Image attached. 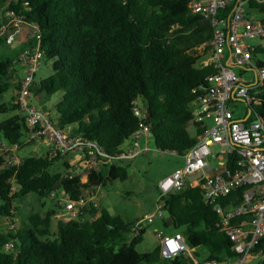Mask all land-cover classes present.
Returning <instances> with one entry per match:
<instances>
[{
  "label": "trees",
  "instance_id": "16d2710c",
  "mask_svg": "<svg viewBox=\"0 0 264 264\" xmlns=\"http://www.w3.org/2000/svg\"><path fill=\"white\" fill-rule=\"evenodd\" d=\"M0 6L13 11L24 24L36 26L43 62L52 73L41 80L35 92L51 97L61 93L56 104L57 126L98 142L110 158L138 129L135 102L150 109L151 137L156 148L183 155L197 138L188 132L194 123L192 104L206 87V78L216 73L212 65L198 67V46L212 39L210 22L193 13L189 0H0ZM232 7L224 12L228 15ZM264 16V3L248 2V11ZM259 65L264 46L253 51ZM10 59L0 62V97L14 85L7 80L17 73ZM36 85H34L35 87ZM34 92V91H33ZM264 116V102L257 107ZM21 112L13 102L0 105V115ZM28 129L23 115L14 114L0 123V139L19 143ZM203 128H198L197 135ZM27 156L19 167H5L0 156V218L14 219V202L30 194L41 198L61 189L72 200L87 190L125 181L128 171L116 162L101 161L99 170H87L68 178L66 172H53V163L63 158ZM67 171L72 166L65 163ZM234 172V161L227 165ZM15 178L17 191L10 196ZM248 186L217 199L223 207L237 206ZM174 233H182L200 260L229 261L235 256L228 237L217 226L220 217L213 205L204 201L200 187L186 186L160 198ZM56 212L29 217V225L0 231V264H188L179 255L164 259L157 246L141 253L145 229L133 236L135 223H127L109 211L91 209L86 219L58 222ZM88 217V218H87ZM164 227L170 226L166 220ZM13 248L6 250L7 244ZM197 249H202L203 254ZM252 255L264 264V238Z\"/></svg>",
  "mask_w": 264,
  "mask_h": 264
},
{
  "label": "built area",
  "instance_id": "2783aa9c",
  "mask_svg": "<svg viewBox=\"0 0 264 264\" xmlns=\"http://www.w3.org/2000/svg\"><path fill=\"white\" fill-rule=\"evenodd\" d=\"M249 1L189 0L190 10L203 15L211 24V41L198 46L197 51L199 55L209 57L203 66L212 65L216 73L206 78L207 86L200 87V90H204L203 94L192 104V125L196 130L197 142L181 155L185 159V166L158 184L159 198L179 192L186 186L200 187L204 201L213 205L219 213L217 226L228 237L235 256L229 261L200 260L182 233L160 234L156 230L160 255L164 259L182 255L189 260L188 264H246L249 255L264 238V116L257 111V107L264 102V66L258 64L253 53L255 46L251 44L253 40L264 41V17L256 19L252 16L248 11ZM255 1L264 3V0ZM228 7H232V10L226 15L224 12ZM4 16L5 22L0 25V44L12 45L24 29L27 36L36 39V47L27 49L19 57L24 74H18L15 81L14 102L23 112L28 131L17 144L0 139V156L5 158V167H19L23 159L17 154L29 143L48 147L46 155L52 158L59 154L77 153L76 163L81 173L99 170L104 159L112 164L135 159L151 151L148 145L151 128L145 122L147 109L139 102H135L134 115L140 119V124L132 136V145L109 159L98 142L59 128L50 111L36 107L31 99L36 74L44 60L39 47L38 28L24 24L13 11L5 12ZM240 103L245 106L244 116L237 118L235 112L239 110ZM208 118L213 121L212 127L206 123ZM199 127L204 131L197 135ZM215 145L219 146V150L213 152L211 147ZM161 152L179 155L174 151ZM231 161H234V172L227 169ZM76 175L72 170L65 173L68 178ZM10 183V196H13L18 185L15 178ZM245 186L249 189L237 206L223 207L217 203V199ZM100 188L85 191L79 200H72L65 193L58 198L55 191L52 192L50 197L59 206L55 219L68 223L77 217H86V212L98 207L96 193ZM165 214L163 206L159 205L143 221L153 223L159 219L163 222L167 219ZM7 219H10L8 228L15 229L14 220ZM140 223L132 228L133 236L139 234ZM5 248L10 250L13 244H7Z\"/></svg>",
  "mask_w": 264,
  "mask_h": 264
},
{
  "label": "rangeland",
  "instance_id": "374dc122",
  "mask_svg": "<svg viewBox=\"0 0 264 264\" xmlns=\"http://www.w3.org/2000/svg\"><path fill=\"white\" fill-rule=\"evenodd\" d=\"M252 16L256 19L263 18L259 12L252 10ZM5 22L4 9L0 6V25ZM255 47L257 45L264 46V41L253 40L251 42ZM31 47H36V39L28 37L26 34V29L18 36L16 42L12 45H7L5 43L0 44V62L7 59L15 62L14 68L17 73L9 75V81L13 82L16 80L17 75H23V67L18 61L19 57ZM200 60L198 62V67H202L208 60L206 54H200ZM258 58L264 61V55H258ZM52 73V67L50 62H43L39 67L36 74V82L40 83V80L48 77ZM15 91V86L13 85L9 91L0 97V105L3 103L10 104L13 102V94ZM61 99V93H57L51 97H47L44 94L43 101L40 102V106L44 107L47 111H50L54 117H57V112L55 109L56 104ZM32 103L38 107L39 104L36 102L35 97H32ZM239 110L235 112L237 118L244 116L245 106L243 103L239 104ZM21 115L22 112H11L9 114L0 115V123L14 114ZM206 123L209 127L213 126L212 119H206ZM75 126L68 127L66 131H72ZM188 132L192 137L196 136V130L193 125L188 126ZM133 143V138L126 140V142L120 147V151L128 149ZM151 151L136 157L131 160H124L122 162L117 161L118 165H122L128 171V178L125 181L117 180L115 182L108 183L107 186L101 187L96 193L98 197V212L102 210L109 211L113 216H120L127 223H135L140 220L143 223V228L145 233L143 235V241L137 246V250L141 253H150L159 246V240L156 236L155 231L158 230L160 234H173L175 232L172 225L164 227L161 220L156 219L153 223L148 221H143L146 215L151 214L156 210L160 203V191L158 188L159 182L165 177L171 175L172 173L182 169L185 166V159L181 155H176L171 152H161L156 148L153 140L148 142ZM212 151H218L219 146L215 145L211 147ZM48 147H43L39 144L29 143L24 146L17 156L23 159L27 156H45ZM77 158V153H67L61 158L53 163V172H66L65 163L73 162L71 170L74 175L81 174L79 170V165H77L75 159ZM216 165L215 162H212ZM55 195L58 198L63 197V191L61 189L55 191ZM58 205L56 200L48 197L41 198L36 194H30L23 198L17 199L14 202V220L17 230L24 229L29 225V217L34 214H40L44 216L47 212L54 210L56 213L58 211ZM167 218V214H165ZM81 217H77L74 220H78ZM88 218V217H87ZM86 219V217L82 218ZM10 219L0 218V231L7 230ZM139 222V223H140ZM53 230L55 231L58 221L53 219ZM67 223V222H62ZM198 253L203 254L202 249H197ZM262 260L261 256L249 255L246 264H259Z\"/></svg>",
  "mask_w": 264,
  "mask_h": 264
},
{
  "label": "crops",
  "instance_id": "0c3cea01",
  "mask_svg": "<svg viewBox=\"0 0 264 264\" xmlns=\"http://www.w3.org/2000/svg\"><path fill=\"white\" fill-rule=\"evenodd\" d=\"M27 34V33H26ZM29 37V36H28ZM15 79H16V77H15ZM7 80H9V77L7 78ZM14 81V86H16V84H15V81L16 80H13ZM40 82H41V80H40ZM39 84L40 83H37L36 82V78H35V87H34V92H33V97H35V99H36V102L39 104V107L40 108H42L43 110H46L45 109V106L44 107H42V106H40V102L41 101H43V98H44V94H40V93H37V92H35L36 91V89H38V87H39ZM13 97L15 98V91H14V94H13ZM75 161H76V159H75ZM70 164V163H69ZM70 165H73V162H71V164ZM166 221H167V223L169 224V225H171V220L167 217V219H166Z\"/></svg>",
  "mask_w": 264,
  "mask_h": 264
},
{
  "label": "water",
  "instance_id": "95a60500",
  "mask_svg": "<svg viewBox=\"0 0 264 264\" xmlns=\"http://www.w3.org/2000/svg\"><path fill=\"white\" fill-rule=\"evenodd\" d=\"M150 117H151V111H150V109H147V119L149 120ZM150 140H153V138L150 137ZM139 226H142V223H140Z\"/></svg>",
  "mask_w": 264,
  "mask_h": 264
}]
</instances>
